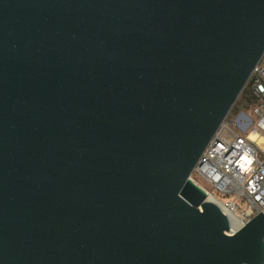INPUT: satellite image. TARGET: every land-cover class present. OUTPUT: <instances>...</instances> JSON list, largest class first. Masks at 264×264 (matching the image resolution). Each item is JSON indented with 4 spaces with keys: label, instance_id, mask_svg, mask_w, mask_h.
<instances>
[{
    "label": "water",
    "instance_id": "95a60500",
    "mask_svg": "<svg viewBox=\"0 0 264 264\" xmlns=\"http://www.w3.org/2000/svg\"><path fill=\"white\" fill-rule=\"evenodd\" d=\"M264 55V0H0V264H264L191 179Z\"/></svg>",
    "mask_w": 264,
    "mask_h": 264
},
{
    "label": "built area",
    "instance_id": "2783aa9c",
    "mask_svg": "<svg viewBox=\"0 0 264 264\" xmlns=\"http://www.w3.org/2000/svg\"><path fill=\"white\" fill-rule=\"evenodd\" d=\"M248 83L256 104L239 112L233 121L227 116L190 176L207 193L200 182L228 198L223 203L243 225L264 210V142H259L264 139V55ZM230 126L239 133H230ZM253 133L256 139L250 137Z\"/></svg>",
    "mask_w": 264,
    "mask_h": 264
},
{
    "label": "bare ground",
    "instance_id": "6f19581e",
    "mask_svg": "<svg viewBox=\"0 0 264 264\" xmlns=\"http://www.w3.org/2000/svg\"><path fill=\"white\" fill-rule=\"evenodd\" d=\"M252 139H256L257 135L256 134H251L250 136ZM260 143L264 142L263 138H260L259 140ZM208 200L214 202L217 204L221 210L227 215L231 222V232L230 233H235L239 228L243 226V222L241 218L232 211L231 207L225 205L223 202H221L217 197H215L212 193H208Z\"/></svg>",
    "mask_w": 264,
    "mask_h": 264
},
{
    "label": "rangeland",
    "instance_id": "374dc122",
    "mask_svg": "<svg viewBox=\"0 0 264 264\" xmlns=\"http://www.w3.org/2000/svg\"><path fill=\"white\" fill-rule=\"evenodd\" d=\"M252 91H251V89L249 88V90H248V93L247 94H250ZM250 105H249V101L247 100V98H243L241 101H240V103H238V105H237V107H236V111H233L232 113L230 112L229 113V115H228V119L229 120H231V121H233L235 118H236V116H237V114L239 113V112H241V111H249L250 110V108L252 107H250ZM230 128V133H232V132H235V133H239L238 132V130L236 129V128H234V126H230L229 127ZM200 184L207 190V191H209V192H213L217 197H219L220 198V200L222 201V202H226V201H228L229 199L228 198H226V197H221L219 194H218V192H216V191H213L212 189H210L209 187H208V185H206L205 183H202V182H200Z\"/></svg>",
    "mask_w": 264,
    "mask_h": 264
},
{
    "label": "trees",
    "instance_id": "16d2710c",
    "mask_svg": "<svg viewBox=\"0 0 264 264\" xmlns=\"http://www.w3.org/2000/svg\"><path fill=\"white\" fill-rule=\"evenodd\" d=\"M250 88V84L247 83L245 89L243 90V92L241 93L240 97L238 98L236 104L234 105L233 109L231 110V113L233 111H236V107L238 105V103H240V101L243 99V98H247V100L249 101V105L250 107L253 106L254 104H256L257 100L256 98L254 97L253 93L251 92L250 94H247L248 93V90ZM251 89V88H250ZM249 107V108H250Z\"/></svg>",
    "mask_w": 264,
    "mask_h": 264
}]
</instances>
